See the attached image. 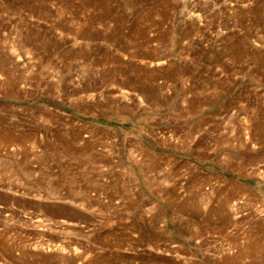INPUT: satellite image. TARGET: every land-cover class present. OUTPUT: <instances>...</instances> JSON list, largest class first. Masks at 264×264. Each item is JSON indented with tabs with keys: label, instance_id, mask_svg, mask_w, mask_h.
Listing matches in <instances>:
<instances>
[{
	"label": "rangeland",
	"instance_id": "rangeland-1",
	"mask_svg": "<svg viewBox=\"0 0 264 264\" xmlns=\"http://www.w3.org/2000/svg\"><path fill=\"white\" fill-rule=\"evenodd\" d=\"M0 264H264V0H0Z\"/></svg>",
	"mask_w": 264,
	"mask_h": 264
}]
</instances>
